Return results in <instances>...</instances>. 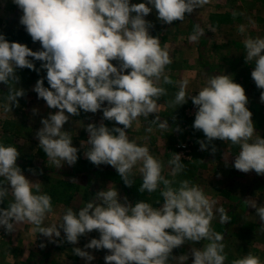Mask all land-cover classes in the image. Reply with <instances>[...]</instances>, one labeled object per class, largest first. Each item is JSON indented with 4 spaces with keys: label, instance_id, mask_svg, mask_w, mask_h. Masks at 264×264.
<instances>
[{
    "label": "clouds",
    "instance_id": "obj_1",
    "mask_svg": "<svg viewBox=\"0 0 264 264\" xmlns=\"http://www.w3.org/2000/svg\"><path fill=\"white\" fill-rule=\"evenodd\" d=\"M12 2L22 12L20 25L34 43H40L41 50L33 51L26 44L9 42L0 34V83L8 86L5 99L11 105V108L6 105L5 111L11 110L14 103L19 107L18 98L25 95L23 88L12 86V82L15 85L19 82L16 70L39 71L34 61L42 62L46 77L36 82L33 91L48 108L58 109L42 118V127L36 132L39 148L45 152L47 161L56 168L75 165L80 149L73 145L64 125L70 116H79L81 110L102 111L99 125L90 123L85 127L89 138L84 155L96 166L106 164L115 168L128 187L133 186L129 177L139 165L143 182L138 191L151 193L162 184L163 204L155 208L144 201L129 202L127 197L121 202L118 189L109 184L78 212L67 209L59 226H42L46 214L52 211L51 197L40 192L39 183L24 175L17 164L18 149L0 143V177L6 182L0 183V204L9 194L12 197L7 208H0V227L11 233L16 225L32 224L39 234L49 239L60 237L62 229L71 244H77L80 236L96 230L99 238L91 239L85 249L108 250L105 264H173L176 260L184 264L189 256H173V250L187 241H207L203 248L191 249L192 264H224L223 236L211 228L216 202L188 180L174 187L173 181L161 174L162 164L150 154L149 148L127 135L138 117L148 118L158 113L157 101L166 95V90L157 86L161 78L165 84L173 83L164 74L172 62L169 51L161 47L158 37L150 34L154 25L145 18L154 9L163 24L182 22L186 14L203 7L209 0ZM239 31L243 33L244 27ZM201 35L203 29L196 25L189 41L195 42ZM243 43L246 62L252 61L255 65L252 79L258 89H264V38L249 37ZM45 79L49 87H45ZM176 83L179 90L171 106L192 100L198 109L192 126L202 131L207 141H198L201 150H207L217 139L230 141L240 149L234 168L244 173L254 170L264 176V138L255 129L244 87L226 74L210 77L198 95H187V79ZM260 100L264 102V91ZM38 112L39 109H33V114ZM104 120L114 122L113 127L109 128ZM151 123H157L164 130L169 127L168 121H162L159 115ZM147 131L151 132V127ZM215 151L213 146L212 152ZM181 157L175 153L169 160L174 165L173 174L184 168ZM245 203L256 210L264 226V206L258 207L248 199ZM216 211L222 223L230 221L223 207ZM73 252L89 262L94 259L79 247L73 248ZM232 264H260V260L248 253Z\"/></svg>",
    "mask_w": 264,
    "mask_h": 264
},
{
    "label": "rangeland",
    "instance_id": "obj_2",
    "mask_svg": "<svg viewBox=\"0 0 264 264\" xmlns=\"http://www.w3.org/2000/svg\"><path fill=\"white\" fill-rule=\"evenodd\" d=\"M142 2H146V0H132V3ZM21 15L22 12L13 4L12 0H0V34L9 35V42L26 44L33 51L41 50L40 43H34L25 28L20 25L19 18ZM145 19L154 25L150 29V34L159 38L162 48H166V43L169 45L173 43L176 46L183 32L193 34L196 25L203 29V35L194 43L189 41L190 36L187 37L185 41L187 45L192 46L191 49L201 42L203 46H207L211 50H213V44L218 45L219 48L232 45L235 50H241L245 48L243 43L245 39L249 37L264 38V0H209V3L203 7L194 10L191 14H186L182 22L175 21L171 25L161 23L157 19L154 9ZM241 26L245 29L243 33L239 31ZM9 29H14V31L7 33ZM207 52L210 51L207 50ZM34 63L39 71L27 68L16 70L19 82L17 85L12 82V86L23 88L25 91V95L18 98L19 107H16L14 103L11 110L5 111L6 105L11 108L5 99L8 95V86L0 83V141L5 146L10 145L18 149L20 156L17 159V164L21 167L24 175L33 183H39L40 192L51 197L52 211L46 214L42 226H59L67 209L71 208L78 212L80 207L91 202L95 194L106 189L109 184L118 189L121 202L124 197H127L129 202L135 203L137 199L133 196L137 195L138 198L139 196L146 197L147 199L142 201L155 208L162 207L163 197L160 194L163 188L162 184L154 192L149 193L146 190L139 192L138 189L143 182L141 173L130 175L129 179L133 181V186L128 187L115 168L110 166V170L105 169L104 164L96 166L84 155V150L88 148L86 141L89 138L85 127L90 123L99 125L102 122V111L85 113L81 110L79 116H70L69 121L64 125V130L69 131L72 136L73 145L80 149L79 159L75 165L68 166L65 164L62 168H56L55 165L47 161L45 152L39 148L36 132L42 127V118L46 117L49 112L54 113L58 109L48 108L46 102L39 99L38 94L33 91L36 82L46 77V70L41 69L42 62L34 61ZM113 63L118 64L117 61H113ZM45 87H49L46 79ZM187 95L190 94L187 93ZM192 104L190 99L185 107H178L177 105L172 107L170 104L168 108L169 115H173V119L168 123L172 124L169 129L171 135L168 136V140L162 141L165 146V153L162 154L159 161L163 159V165H165L161 174L166 179L173 181L174 187H178L183 180H188L200 188L203 186L198 179L199 166H205L204 154L201 150L198 152L200 144L197 146V140L199 141L200 137L193 127L190 130L185 129V124L191 121L186 112ZM33 109H39L38 114H33ZM182 115V124L179 125V118L177 117H182ZM103 123L109 128L114 125V122L107 120H104ZM186 138L194 141L193 159L191 161L181 159V163L184 165L183 170L173 174L174 165H170L169 160L175 153H178L181 143L188 140ZM82 142L83 147H81ZM167 163L168 165H166ZM206 164L208 165V163ZM212 168L209 170V168L203 167L201 170L206 169L207 174L214 175ZM30 169L34 170L35 174ZM0 183H6L2 177H0ZM33 191L35 192V188ZM11 200L12 197L9 194L4 203L0 204V208H7ZM214 221L215 217L211 221V228L225 238L222 241L224 244L223 254L225 255L224 264H232L234 260L247 255L245 252L248 251L263 261L260 264H264V240H256L262 238L264 235L261 234L262 232L252 230V232H248V230L246 232L237 231L229 235V229H225L223 225L217 228ZM256 221H260L259 217L256 218ZM257 226L255 228H260L262 225ZM251 228L253 227L251 226ZM60 231V237L49 239L43 234H39L36 231V226L32 224L16 225L15 230L11 233L0 227V264H105L104 257L110 254L108 250L85 249V245L91 239L99 238L98 231L93 230L87 235L80 236L77 244L68 243L63 230L60 229ZM251 236L254 239H251ZM245 241H248V244H244ZM206 243L207 241H200L199 243L187 241L181 247L174 249L172 255L189 256V260L185 261L184 264H192L191 249L203 248ZM76 247L89 252L94 256V259L89 262L85 258L76 256L73 252V248ZM173 264H180V261H173Z\"/></svg>",
    "mask_w": 264,
    "mask_h": 264
},
{
    "label": "crops",
    "instance_id": "obj_3",
    "mask_svg": "<svg viewBox=\"0 0 264 264\" xmlns=\"http://www.w3.org/2000/svg\"><path fill=\"white\" fill-rule=\"evenodd\" d=\"M191 35L190 32H183L176 46L173 43L171 45L166 43V49L169 51L172 62L166 66L164 74L173 83L165 84L163 78H161L157 86L164 88L166 95L161 96L157 101L158 113H153L148 118L144 116L138 117L133 122L132 127L127 131L130 139L135 140L142 146H147L150 154L158 161L162 154L164 155L165 153V146L162 144V141L164 139L168 140V136L171 135L169 129L172 124H169V127L164 130L160 129L157 123H151V121L156 118V115H159L162 121L167 120L168 123L171 122L173 115H169L168 108L179 90L176 82L183 79L189 81L186 93L198 95V92L206 86L208 79L213 75L226 74L232 76L234 82L244 87L248 97L247 107L253 114L252 119L255 129L264 138V102L260 100L261 92L264 89H258L252 79L251 73L254 69V62H246L245 48L235 50L232 45L219 48L218 45L213 44V50H211L207 46H203L200 42L191 49L192 46L187 45L185 41ZM207 50L210 52H207ZM189 102L190 99H188L187 104ZM187 104L177 106L185 107ZM177 118H179V125L182 124L183 115ZM117 127L123 126L117 125ZM149 127L152 129L151 132L147 131ZM181 132L183 134L182 130ZM197 133L198 137H200L199 141L204 140L207 143L204 133L202 131H197ZM199 144L198 142L197 146ZM213 146L216 148L215 153L212 152ZM199 147L198 152L201 150ZM239 150V146L233 145L230 141L214 140L208 145L207 150H201L204 154L203 162H205V166L203 167L209 168V170L213 167L214 175L207 174L206 169L201 170L203 167L199 166L198 179L203 184L201 189L206 196L216 202L213 211L215 217L214 224L217 228L223 225L225 229H229V235L237 231L246 232L248 230V232L258 231L264 234V226L255 228L257 225H262L261 221L255 222L258 217L256 210L245 203V200L248 199L258 207L264 206V176L258 175L254 170L244 173L234 168L235 156L238 155ZM160 162L162 164V170H164L165 165H163V159H160ZM103 167L110 170V165L104 164ZM137 173H140L139 165L132 170V174ZM133 197L137 201H145L147 199L142 196L138 198L137 195ZM220 207L224 208L230 218L228 223H222L220 221V214L216 211ZM254 216L256 217L255 219L253 218ZM251 226L253 228L250 229ZM251 239H254L253 236H251ZM256 240L263 241L264 235H262L261 239ZM244 244H248V241H245ZM245 253L248 254L250 252ZM260 262L263 261L261 260Z\"/></svg>",
    "mask_w": 264,
    "mask_h": 264
},
{
    "label": "built area",
    "instance_id": "obj_4",
    "mask_svg": "<svg viewBox=\"0 0 264 264\" xmlns=\"http://www.w3.org/2000/svg\"><path fill=\"white\" fill-rule=\"evenodd\" d=\"M197 108L196 106H194L193 104L191 105V108L187 109L186 114L188 115L189 118H191V121L189 123L185 124V129L190 130L192 129V125L194 123L195 120V114L197 112ZM188 139V138H186ZM195 140V138H194ZM194 141L192 142L190 139H188L187 141H184L183 143H181V145L179 146V151L177 154H180L182 157L181 159H186L188 161H191L193 159L194 156Z\"/></svg>",
    "mask_w": 264,
    "mask_h": 264
},
{
    "label": "trees",
    "instance_id": "obj_5",
    "mask_svg": "<svg viewBox=\"0 0 264 264\" xmlns=\"http://www.w3.org/2000/svg\"><path fill=\"white\" fill-rule=\"evenodd\" d=\"M13 31H14V29H9V30L7 31V33H12ZM15 32H16V31H15ZM5 37H6L7 40H9V38H10L9 35H7V34L5 35ZM2 141H4V139H2ZM0 143H2V142L0 141ZM103 169H104V168H102V170H103ZM103 171H104V170H103Z\"/></svg>",
    "mask_w": 264,
    "mask_h": 264
}]
</instances>
